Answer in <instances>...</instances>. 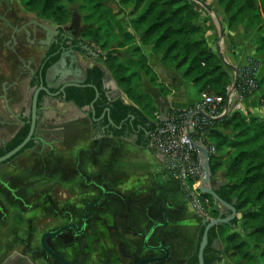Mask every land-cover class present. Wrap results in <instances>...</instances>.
I'll return each mask as SVG.
<instances>
[{"label": "trees", "instance_id": "1", "mask_svg": "<svg viewBox=\"0 0 264 264\" xmlns=\"http://www.w3.org/2000/svg\"><path fill=\"white\" fill-rule=\"evenodd\" d=\"M23 7L39 18L58 26H65L71 19V12L64 0H19ZM206 5L205 0H201ZM73 4L81 2L84 22L92 27L82 33L84 46L94 49L97 60L117 82L129 103L121 98L111 99L104 88L107 72L99 65L87 71V85L92 87L69 88L65 92V101L78 109L89 108L87 114L93 118L90 108L94 102L95 119L92 120V133L106 129V135L113 138H136V146L150 147L151 136L163 125L156 115L152 98L141 91V74L144 72L151 83L165 89L148 65L146 56L140 48L134 50V59L122 61L118 49L134 45L138 40L142 46H152L155 55L161 57L162 64H176L184 78L191 81L199 92L224 97L226 104L228 89L232 84L230 69L209 46L208 29L202 24V10L195 0H67ZM121 7L133 6L135 19L128 24L115 12L112 4ZM223 9L228 31H235L239 25L245 26L253 34L256 52L264 54V0H218ZM254 30V31H253ZM121 39L117 48L113 43ZM258 63V62H257ZM259 64V63H258ZM264 86V78L259 81V90ZM258 90V91H259ZM254 94V93H253ZM252 94V95H253ZM251 95L242 96L247 100ZM264 107V97L261 100ZM194 108V107H192ZM190 108V109H192ZM109 110V113H108ZM208 112V110H206ZM183 111L171 110L169 114H182ZM103 115H105L103 117ZM109 118L114 126L109 124ZM219 129L231 130L232 137ZM195 142L204 141L205 145L215 148L210 154L212 177L225 168L227 184L216 190L218 196L233 205L241 219L235 218L228 224L213 227L208 233V245L204 251V264H216L223 255L237 260V264H255L256 257L250 251V245L233 232L241 223L249 230L248 238L257 248L264 247V121L249 114L247 118L240 113L228 114L220 120L212 121L203 130L196 129L191 134ZM34 146L32 142L30 147ZM224 153L223 155H218ZM189 185L196 189V182ZM212 187V185H210ZM214 205L210 195H202ZM210 210L213 219L226 218L230 212L220 213L214 205ZM199 232L197 245L186 264H199V246L205 230ZM223 242V250L218 243ZM264 254V248L262 250Z\"/></svg>", "mask_w": 264, "mask_h": 264}, {"label": "flooded vegetation", "instance_id": "2", "mask_svg": "<svg viewBox=\"0 0 264 264\" xmlns=\"http://www.w3.org/2000/svg\"><path fill=\"white\" fill-rule=\"evenodd\" d=\"M75 34L29 12L19 0H0V159L27 139L34 96L39 91L34 135L20 152L0 163V169L25 166L23 157L31 156L41 146L38 129L46 112L56 111L53 104L66 102V90L77 87L60 92L61 89L87 78V71L95 66L82 65L83 56L94 53L82 44V36L78 38ZM99 130L107 136L106 129ZM32 142L34 146L30 147ZM18 160L22 162L16 163ZM5 178L14 177L0 175V227L7 230L13 227L12 220L18 218L13 207L14 184ZM79 179L85 188L83 192L72 193L71 198L68 195L62 198L61 194L59 200L48 197L35 209L37 214L30 217L21 214L29 222L24 228L26 239L22 242L15 239L13 244L0 242V264H64L50 256L42 243L45 234L57 231L59 234L48 238L46 244L68 264H137L159 257L167 259L149 264H175L176 252L165 245L168 238L163 236L154 242L153 237L158 228L169 226L167 199L163 197L155 205L151 199L125 198L115 190L112 180ZM182 191L186 194L183 188ZM143 203L146 208L142 207ZM155 216H161L163 222ZM35 231H41L40 235ZM161 246L165 251L159 256L155 249ZM189 259L182 257L180 261L186 264Z\"/></svg>", "mask_w": 264, "mask_h": 264}, {"label": "crops", "instance_id": "3", "mask_svg": "<svg viewBox=\"0 0 264 264\" xmlns=\"http://www.w3.org/2000/svg\"><path fill=\"white\" fill-rule=\"evenodd\" d=\"M206 1L207 9H215V16L217 15L215 18L218 22L216 32L219 34L217 37H221L220 25H222L225 31L223 42L220 43L218 41L213 47L211 41H214L216 37H213L214 35H211L213 34L212 30H209V40L207 39L209 46L217 54L223 52L224 63L233 75L234 72L231 68L239 70L250 59L258 62L257 79L261 81L264 78V54L256 52L257 47L253 42V34L243 25H239L235 31H228L224 11L219 7L218 0ZM137 48H140L146 56L148 65L158 78V83L166 90L164 93L161 87L151 83L150 78L144 72H140L142 80L141 91L152 98L156 108V115L161 120L165 119L171 110L186 111L197 106L202 101L203 94L199 92V89L191 81L184 78L183 72L177 70L175 63L164 66L161 57L153 53L152 46H142L137 40L134 45L119 49L117 55L122 61L134 59V50ZM102 68L106 71L105 67ZM106 72L128 101L118 87L117 82L108 71ZM263 97L264 86L247 100H239L234 96L228 114L238 112L245 118L251 114L264 121V107L261 106ZM53 105H55L56 111L46 112L44 119L39 125L38 137L41 140V147L38 150L42 152L47 151L44 159H48V151L54 150L55 147V157L54 155L52 157L56 161V178H39V180L42 186L44 185L43 187H47L50 184V180L55 179L57 192L50 195L48 192L44 194L39 192L32 196L28 193L26 187L33 182L32 179L38 181V178H23L28 177L27 171L31 173V167L29 166L31 165L32 157L35 155L34 152L38 154L37 151H33L29 159L24 162L25 166H23L21 178H16L15 175H12L14 178H6L14 184L16 200L13 203V207L16 209V212L29 217L37 214L34 211L42 205L44 199L48 197L56 200H59L61 197L63 198L66 193V184L68 188L72 189L74 195H77L78 192H83L85 188L82 187V180L79 178H106L112 180L115 182L113 184L115 190L122 193L125 198L128 196L135 198L136 196L139 201L141 199L145 201L151 199L155 205L165 195L169 194L167 198L169 226L164 229L158 228L156 232L154 231L153 237L156 239L154 242H159V239H162L163 236L168 238L165 241V245L176 252L178 259L175 260V264L182 263L180 261L182 257L189 259L192 253H194L198 233L204 221L202 222L195 217L189 200H187V195L180 190L182 184L173 178L168 171L166 160L160 158L155 150L148 147L145 151L121 149L122 154H120V158L117 157L118 159L112 161V157H116L117 150L106 146H100L101 149L99 150V145L90 143L89 119L85 115L61 103ZM65 109H68L71 114L66 116ZM219 131L232 137L233 133L231 130L219 129ZM81 134L84 135V138ZM69 150L71 152H68ZM66 154H71L73 157V171L71 173L68 168L70 164H65ZM223 154L219 153L218 155ZM12 168L10 167L9 169ZM225 175L226 170L223 168L212 177L211 185L214 190L225 185ZM158 180L160 181L159 184ZM77 182L78 186L75 185ZM153 184L156 185V188L152 187ZM61 194L62 196L60 197ZM142 207L146 208L147 206L143 203ZM155 217L157 218V216ZM160 218L161 216L157 219L159 220ZM156 254L161 256L162 251L157 250Z\"/></svg>", "mask_w": 264, "mask_h": 264}, {"label": "rangeland", "instance_id": "4", "mask_svg": "<svg viewBox=\"0 0 264 264\" xmlns=\"http://www.w3.org/2000/svg\"><path fill=\"white\" fill-rule=\"evenodd\" d=\"M195 2H197L199 4L200 10H202V12H201V14H202V24L205 25L208 30H212L211 32H213V34H211V35H214L213 37H216V39H214V41H211V45L214 47L216 42H218V41H220V43H222L223 42L222 41L223 38H221L220 36H219L220 38L217 37V35L219 33L216 32V27L218 26V22L215 19L216 16H217V15L215 16V11H214L215 9L214 10L211 9V8H210V10L207 9V6H204L201 0H195ZM64 3L68 7L69 11L71 12V19H70L69 23L64 26V28L67 29V30H71V31L75 32L76 33L75 34L76 37L79 38V37L82 36V33L86 29H88V28H90L92 26L86 24L84 22V20H83L84 19V14L81 11V2H77V3L71 4V3L67 2V0H64ZM206 3H207V1H206ZM112 6H113L114 11L118 12V15H119L118 18L122 19L124 21L125 25L128 24L131 20L135 19V16L132 15V10H133V6L132 5H129L127 7H121L118 3H116V4H112ZM35 15H37V14H35ZM215 22H217V23H215ZM243 25H245L247 27L246 24H243ZM224 36H225V31H224ZM207 39L209 40L208 33H207ZM119 42H121L120 38H118L113 43V47L117 48ZM93 48H94L93 49V53L94 54L100 52V48L99 47L95 46ZM219 48H220V45H219ZM120 49H122V48H120ZM118 51H119V49H118ZM94 54H90V55L87 54V55H89L100 67L101 66L104 67L101 63L98 62V60H97L98 57L96 55H94ZM221 54H222V57H224L223 52ZM230 74H231L232 82H233L234 75L232 74L231 71H230ZM70 114H71V112L68 111V109H65V115L67 116V115H70ZM81 135H82V137L84 136L83 134H81ZM113 149L117 150V152L115 154L116 157H112V161H115L116 159L120 158V154H122V152H121V148H113ZM37 152H38V154H36L34 152V154L36 156L33 155L32 160H31V165L29 166V167H31V173L27 171L28 177H23V178H38V181L37 180L34 181V179H32L33 182L30 185H28L26 187V189H27L28 193L30 194V196L35 195V194H37L39 192L40 193L42 192V194H44L45 192H48L49 195L50 194H55L57 192V189H56L57 183H56L55 179L54 180H50V184L47 187H43L44 185L42 186V184H41V182L39 180V178H52V177L56 178V176H55L56 175L55 174L56 173V161L53 160V157H52V155H54V157H55V153H56L55 147H54V150L51 149V150L48 151V153H47L48 154V159H44V156L46 155L45 153L47 151L46 152H42V151L38 150ZM68 152H71V151L69 150ZM87 152H89V151H87ZM112 154L114 156L113 152H112ZM65 158H66L65 164H70L71 165V166L70 165L68 166L69 171L71 173V171H73V166H72L73 157H72L71 154L70 155L66 154ZM9 168L0 170L1 178H2L3 175L4 176L15 175L16 178H21L20 175H21V172L23 171L24 167H21V168L16 167V168H12V169H9ZM30 175H32V176H30ZM211 179L213 180V178H211ZM191 181H193V180H191ZM155 182H157V181L155 180ZM159 182L160 181L158 180V184H159ZM227 182L228 181L226 180L225 184H227ZM211 184H212V182H211ZM191 190H193V192H195V193L197 192V194H195V195L201 200V203H202V207L200 209H196L194 207V204L192 203V197H191L190 193L186 194L187 195L186 196L187 200H189V203H190V206L192 208V211L195 213L194 215H195V217L197 219L201 220L202 222L205 219H213L211 217L212 215L210 214V210L214 209L213 208L214 205L216 206V209L220 211V213H226L227 209H225L222 206H220L214 199H213L214 200V205H213L209 201V199L203 198L202 197L203 194L198 192L197 189H193L191 187ZM65 192H66L65 195H68L69 198L72 197V193H73L72 189L70 187L68 188L67 184L65 186ZM206 200H208L209 202L206 203ZM206 204H208V205H206ZM200 206H201V204H200ZM15 217L18 218V220H12V222L14 223L12 228H8L9 230L8 229L6 230V227H0V242L1 243H4L6 241L7 243L13 244V240L15 241V239H19V240H21V242L24 239H26V231H25L24 228H26L27 221H25V219L23 217H21V214L18 213V212H16ZM237 218L241 219V215L238 214ZM157 221L163 222L162 218H160ZM34 228L36 229L35 223H34ZM39 232H41V231H35L34 233L35 234H39ZM233 232L237 233L241 237V239L243 241L249 243L250 251L256 257L255 264H264V254L262 252L264 247L261 246V247L257 248L256 244L253 243L248 238V234H249L250 231L249 230H245L242 227L241 223H240L238 225V227ZM198 237H199V233H198ZM198 237H197V240H198ZM36 238H38V237L36 236ZM21 242H20V244H21ZM16 244H19V242H16ZM196 245H197V242H196ZM18 248H20V245L18 246ZM218 248L220 250H223V242L222 241H220L218 243ZM184 263L185 262L180 263V264H184ZM216 264H237V260L233 259L232 257H230L228 255H223L222 260L220 262L216 263Z\"/></svg>", "mask_w": 264, "mask_h": 264}, {"label": "built area", "instance_id": "5", "mask_svg": "<svg viewBox=\"0 0 264 264\" xmlns=\"http://www.w3.org/2000/svg\"><path fill=\"white\" fill-rule=\"evenodd\" d=\"M258 69L259 64L255 60H247L246 64L239 69L238 83L233 97L236 96L239 100H243L242 96L252 95L258 92ZM223 104L224 97L204 93L202 101L194 108L183 111V113L179 115L169 114L163 119V125L151 136L150 148L155 150L160 158L166 160L168 171L173 178L182 184L186 194L190 193L192 203L196 209H200L202 203L195 195L197 192L195 193L191 190L189 183L193 180L197 185L198 181L204 177V169L201 162V155L191 144L184 130L191 114L193 115L189 123L190 135L194 133L196 129L203 130L207 126H210L212 121L199 114V111L207 112L206 110H208L207 113L210 116L217 117L223 113L220 112ZM200 142L205 144L204 141ZM207 148L210 154L215 153L214 147L207 146ZM208 202L209 201L206 200V203Z\"/></svg>", "mask_w": 264, "mask_h": 264}, {"label": "water", "instance_id": "6", "mask_svg": "<svg viewBox=\"0 0 264 264\" xmlns=\"http://www.w3.org/2000/svg\"><path fill=\"white\" fill-rule=\"evenodd\" d=\"M206 6V5H204ZM208 8V7H207ZM46 26V25H45ZM220 36L221 38L224 37V30L222 25H220ZM218 56L224 61L223 57L221 54H218ZM87 61L89 62L87 64ZM82 65L85 67H89L91 65H98L89 55L85 54V56H83L82 59ZM231 68V67H230ZM234 72V80L229 88V92H228V96H227V100H226V104H225V108L223 113L220 116L217 117H212L210 116L207 112L205 111H199V114H201L202 116L210 119L211 121H216V120H220L223 117L227 116L229 113V109L231 106V101H232V97L235 93L236 90V86L238 83V78H239V70L235 69V68H231ZM82 70H79V73ZM86 76L82 79L77 81V84H71L69 86H64L60 92L64 91L65 88L67 87H92L95 89L94 86L91 85H85L84 82L86 81ZM106 90L108 92V94L110 95L111 99H118L121 98L122 100H124L126 103H128V101L125 99V97L122 95V93L119 91V89L116 87V85L111 81V79L107 76L106 78ZM38 94L39 91L36 92L35 96H34V106H33V116H32V124H31V129L29 132V135L27 137V139L21 144L19 145L15 150H13L12 152H10L9 154H7L5 157H2L0 159V163L5 162L6 160L10 159L11 157H13L14 155H16L18 152H20L25 145L32 139L35 130H36V122H37V115H36V103H37V98H38ZM99 93L96 91V98L94 100V102L99 98ZM94 102L91 104L90 108L93 111V118L90 119L89 115L87 114V111L85 110L86 108L80 110L78 109L76 106H74L71 103H66L63 102L61 104L67 105L73 109H75L76 111L80 112L81 114L85 115L88 119H89V132H90V143L93 145H99L101 143V146H106V147H113V148H121V149H128V150H136V151H145L146 148H142V147H138L136 146L135 142H136V138L132 137L130 139H118V138H113L112 136H105V134L103 133V131L99 130L96 131V136L93 135L92 133V120L95 119V114H94ZM109 113V110H108ZM191 114L187 120L186 123V127H185V135L187 136V138L190 140L191 144L194 146V148L199 152V154L202 157V166L204 169V177L203 179L199 180L197 185H196V189L198 192L204 194V195H210L212 196V198L223 208L227 209L230 212V215L226 218H222L221 216L219 218L216 219H205L204 220V225L205 230H204V234L202 237V241L200 243L199 246V252H198V259H199V264H204V251L208 245V233L209 231L213 228L216 227L220 224H228L230 223L232 220H234L235 218H237L238 214H237V210L235 209V207L233 205H230L228 203H226L225 201H223L218 194L216 193V190H214L212 187H210L211 185V178H212V174H211V169H210V151L207 148V146L205 144H203V142H195L191 135H190V128H189V123L190 120L192 118ZM105 115H103L104 117ZM109 124L114 126L113 121L109 118ZM30 156H26L23 157L24 161L26 162L29 159ZM27 159V160H26ZM26 160V161H25ZM22 161L16 162V163H21ZM9 167H1L0 170L6 169ZM180 190H182V187H180ZM169 196V194L165 195V199H167ZM59 234V231L54 232V233H47L43 236L42 238V243L44 248L46 249L47 253L62 261L64 264H68L65 260H63L62 258H60L58 255H56L46 244V240L50 237H54L57 236ZM151 235V233H150ZM149 237V236H148ZM147 237V238H148ZM155 250H161V251H165L164 247H158ZM167 259V257H159V258H153V259H148V260H143L141 262H138L137 264H149L152 262H158V261H165Z\"/></svg>", "mask_w": 264, "mask_h": 264}]
</instances>
